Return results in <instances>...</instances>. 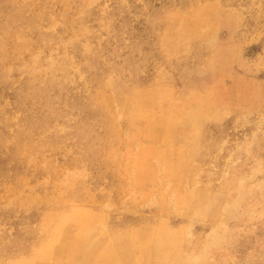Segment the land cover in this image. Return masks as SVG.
Segmentation results:
<instances>
[{"label": "rangeland", "instance_id": "obj_1", "mask_svg": "<svg viewBox=\"0 0 264 264\" xmlns=\"http://www.w3.org/2000/svg\"><path fill=\"white\" fill-rule=\"evenodd\" d=\"M0 264H264V0H0Z\"/></svg>", "mask_w": 264, "mask_h": 264}]
</instances>
